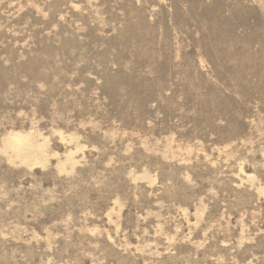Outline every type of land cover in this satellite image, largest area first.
Returning <instances> with one entry per match:
<instances>
[{"label":"rangeland","instance_id":"obj_1","mask_svg":"<svg viewBox=\"0 0 264 264\" xmlns=\"http://www.w3.org/2000/svg\"><path fill=\"white\" fill-rule=\"evenodd\" d=\"M0 264H264V0H0Z\"/></svg>","mask_w":264,"mask_h":264}]
</instances>
